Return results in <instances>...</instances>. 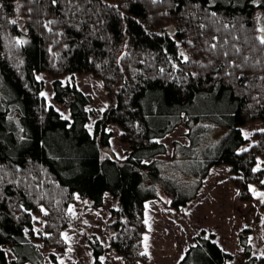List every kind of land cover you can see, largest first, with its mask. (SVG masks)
<instances>
[{
    "label": "trees",
    "instance_id": "16d2710c",
    "mask_svg": "<svg viewBox=\"0 0 264 264\" xmlns=\"http://www.w3.org/2000/svg\"><path fill=\"white\" fill-rule=\"evenodd\" d=\"M258 8L264 0H0V172L34 181L0 183V264H48L46 248L63 254L76 194L95 207L106 192L118 199L110 241L125 264L147 260L141 238L145 203L158 196L154 182L178 208L213 165L225 163L250 199L249 183L263 174L257 154H264V128L255 145L241 149V126L264 120ZM41 71L53 76L54 98L70 119L46 101ZM75 72L93 73L107 90L109 105L93 132L87 123L99 110L88 108L92 95L61 80ZM112 122L129 146L125 159L102 155ZM182 122L189 143L175 142L168 163L182 177H168L161 160H146L166 151L160 138ZM214 129L222 132L210 137ZM240 238L247 264H264L248 233ZM90 245L93 264H103V244L94 236ZM230 258L197 235L178 264Z\"/></svg>",
    "mask_w": 264,
    "mask_h": 264
},
{
    "label": "rangeland",
    "instance_id": "374dc122",
    "mask_svg": "<svg viewBox=\"0 0 264 264\" xmlns=\"http://www.w3.org/2000/svg\"><path fill=\"white\" fill-rule=\"evenodd\" d=\"M261 1L254 0L256 4ZM263 16L264 9L258 8L257 20L260 29L263 26L259 21ZM36 76L44 82L42 94L46 101L52 104L63 117L70 119L68 106L54 98L53 76L50 72H37ZM61 80L63 83H75L84 92L92 95L93 101L88 108L99 110L98 113L90 116L87 123L88 129L93 132L95 120L102 116V112L110 101L102 79L90 72H75L61 76ZM263 128L264 120H255L242 125L241 130L247 142L241 146V149H249L255 145L256 141L258 142L255 134ZM108 130L111 131V136L109 145L102 147L103 157L125 159L129 146L121 140V127L112 122ZM188 131L186 123H180L160 138L166 146V151L146 161L161 160L166 176L182 177L168 163L173 157L175 142L189 143ZM221 132L222 129H214L210 137H215ZM256 167L261 169L263 174L260 181L249 183L250 199L241 197L240 186L235 183L234 174L230 166L225 163L213 165L201 179L194 197L178 208L172 207L171 197L164 186L154 182L158 196L150 198L145 203L146 229L141 238L143 252L147 254L144 264H178L187 249L195 244L197 235L213 239L224 250L231 253L229 259L231 264H247V256L240 238L241 232L248 233L252 254L264 255V154H257ZM9 172V169L4 173L0 172V183L8 179L10 182L24 181L28 187L34 185L33 178L30 180L28 175L17 174L12 178ZM118 206V199L110 192L104 194L103 204L97 207L76 194L75 201L68 208V227L63 232L68 243L65 252L60 254L52 248L44 249L46 262L48 264H93L94 255L90 242L96 236L104 246V252L100 257L103 264H125L124 258L114 249L110 241L113 230L110 225L112 210L117 209ZM34 219L35 227L42 226L40 216H34ZM27 235L31 238L28 232ZM52 253L57 256L56 262L52 259Z\"/></svg>",
    "mask_w": 264,
    "mask_h": 264
},
{
    "label": "water",
    "instance_id": "95a60500",
    "mask_svg": "<svg viewBox=\"0 0 264 264\" xmlns=\"http://www.w3.org/2000/svg\"><path fill=\"white\" fill-rule=\"evenodd\" d=\"M260 24L263 26L262 29H264V16L260 19ZM261 29V37L264 38V31Z\"/></svg>",
    "mask_w": 264,
    "mask_h": 264
},
{
    "label": "snow or ice",
    "instance_id": "6c2138e0",
    "mask_svg": "<svg viewBox=\"0 0 264 264\" xmlns=\"http://www.w3.org/2000/svg\"><path fill=\"white\" fill-rule=\"evenodd\" d=\"M262 31H264V29H262ZM261 43H264V38H261Z\"/></svg>",
    "mask_w": 264,
    "mask_h": 264
}]
</instances>
